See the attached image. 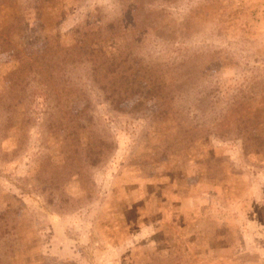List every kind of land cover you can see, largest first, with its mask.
Masks as SVG:
<instances>
[{"label":"rangeland","instance_id":"374dc122","mask_svg":"<svg viewBox=\"0 0 264 264\" xmlns=\"http://www.w3.org/2000/svg\"><path fill=\"white\" fill-rule=\"evenodd\" d=\"M102 41L171 94L113 109ZM0 95V264H264V0H0ZM71 111L115 142L79 176Z\"/></svg>","mask_w":264,"mask_h":264},{"label":"trees","instance_id":"16d2710c","mask_svg":"<svg viewBox=\"0 0 264 264\" xmlns=\"http://www.w3.org/2000/svg\"><path fill=\"white\" fill-rule=\"evenodd\" d=\"M121 47L123 45H111L110 47L109 45H104L102 41L98 43L97 50L92 52L89 79L101 90L104 101L113 109H117L130 100L138 98L139 101L132 104L131 110V113H138L143 109L146 100L153 97L163 99L168 94H171L168 90L169 84L167 83L169 80L165 72L156 71L155 66L151 62H145V60H142L141 68L134 69L135 63L140 62V60L136 57L131 58L129 51L125 47L123 49ZM15 54L20 56L16 51L14 52ZM11 79L13 87V77ZM72 113L71 111L70 114ZM70 120L71 124H68L71 129L69 135L73 137L71 141H68L67 137H61L63 142L61 145L65 146L62 152L66 156V161L62 165L57 166V169L60 168L67 174L73 173L79 176L83 174L85 163L94 167L103 163L115 149V142L108 136L106 137V135L97 134L90 136V138L88 137L89 140L82 143L80 134L83 136L86 131L90 130L88 124L84 120H79L77 115L74 116L73 114ZM64 127L65 129L67 128L66 125ZM239 131H245L241 124L239 125ZM241 136L245 138V152L251 149L253 140H260L257 136L247 135L245 132L241 133ZM188 142L192 143V139H189ZM256 144L260 143L257 141ZM78 160L81 163L75 171L76 173H74L73 168H77L74 163ZM56 173L58 174L59 172Z\"/></svg>","mask_w":264,"mask_h":264}]
</instances>
